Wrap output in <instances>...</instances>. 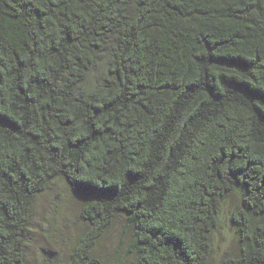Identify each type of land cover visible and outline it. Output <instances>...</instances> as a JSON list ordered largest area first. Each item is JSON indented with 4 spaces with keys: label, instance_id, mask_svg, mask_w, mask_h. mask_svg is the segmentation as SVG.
I'll list each match as a JSON object with an SVG mask.
<instances>
[{
    "label": "trees",
    "instance_id": "16d2710c",
    "mask_svg": "<svg viewBox=\"0 0 264 264\" xmlns=\"http://www.w3.org/2000/svg\"><path fill=\"white\" fill-rule=\"evenodd\" d=\"M57 181L55 264H210L226 209L218 264H264V0H0V264Z\"/></svg>",
    "mask_w": 264,
    "mask_h": 264
},
{
    "label": "rangeland",
    "instance_id": "374dc122",
    "mask_svg": "<svg viewBox=\"0 0 264 264\" xmlns=\"http://www.w3.org/2000/svg\"><path fill=\"white\" fill-rule=\"evenodd\" d=\"M51 188L41 197L34 210L27 264H55L56 259H64L85 230L80 216L83 197L61 181H57ZM229 216V210L226 209L223 212L222 229L215 235V251L210 264H218L225 254L236 252ZM119 227L116 226L103 239L100 244L102 254L113 257L119 252Z\"/></svg>",
    "mask_w": 264,
    "mask_h": 264
}]
</instances>
